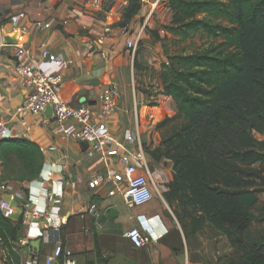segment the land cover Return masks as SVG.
<instances>
[{
  "label": "crops",
  "instance_id": "0c3cea01",
  "mask_svg": "<svg viewBox=\"0 0 264 264\" xmlns=\"http://www.w3.org/2000/svg\"><path fill=\"white\" fill-rule=\"evenodd\" d=\"M92 3L93 0H0V14L5 18L20 14L24 26L32 27L34 22L52 25L49 31L26 35L7 22L2 24L0 42L7 43L6 39H10L12 44L0 46V126L12 131L11 139H26L38 145L45 156L43 169L48 170L53 165L67 167L65 176H58V179L84 180L76 189L66 188L62 204L63 215L69 217L62 231L63 241L73 252L77 264H193L185 254L187 241L183 228L164 197L174 178L173 166L165 167L163 161L155 162L149 154L162 142L158 119L172 118L178 113L173 100L162 94L160 78L161 65L167 61L166 41L174 38L165 30L171 24L170 0H161L153 15H149L150 4H143L126 29L117 25L127 3L115 1L113 18H107V14L94 8ZM111 22L115 23L113 32L104 35L105 27ZM144 24L148 28L136 61L139 65L138 87L133 88L134 67L132 65L131 69L130 61L133 58L126 43L137 37ZM100 38L104 39L103 46L91 52L86 43ZM18 44L30 48L42 65L43 48L74 61L64 73L59 95L70 106L83 104L98 110L103 91L112 83L119 86L121 98L107 124L108 130L118 139H122L127 131L136 137L135 143L128 148L146 154L159 196L145 206L128 208L121 195L110 196L116 188L115 183L123 189L126 187L122 152L112 157L107 167L99 157H87L84 144L59 134L55 123L24 111V101L31 90L23 85L16 71L13 53ZM110 170L117 173L111 181L108 179ZM98 178H104V182L95 189L90 188L88 182ZM5 183L20 199L27 196L30 182L5 181L0 162V186ZM249 198L253 202L246 204V209L252 223L245 232V240L250 246L257 247L264 238V192ZM94 206L98 209L97 214L90 211ZM111 207L116 209L117 219L100 224V216ZM140 221L152 227L153 239L146 248L135 249L126 233L134 227H142ZM14 223H18V218ZM23 233L21 228V236ZM52 250L53 245L40 242L36 252L44 258ZM28 255V249L20 251L23 262ZM4 262L0 251V264Z\"/></svg>",
  "mask_w": 264,
  "mask_h": 264
},
{
  "label": "trees",
  "instance_id": "16d2710c",
  "mask_svg": "<svg viewBox=\"0 0 264 264\" xmlns=\"http://www.w3.org/2000/svg\"><path fill=\"white\" fill-rule=\"evenodd\" d=\"M121 1L127 6L117 27L126 29L143 4ZM170 9L165 30L177 44L196 36L207 42L192 54L170 55L165 49L162 94L173 100L182 120L149 152L156 162L173 164L165 200L170 207L177 202L198 228L209 223L228 237L236 253L227 264H264V238L257 247L245 240L252 223L249 196L264 192V140L258 138L264 136V0H170ZM0 162L5 181L29 183L42 173L45 156L34 142L3 139ZM20 237V224L0 213L5 264L10 258L23 263L14 252Z\"/></svg>",
  "mask_w": 264,
  "mask_h": 264
},
{
  "label": "built area",
  "instance_id": "2783aa9c",
  "mask_svg": "<svg viewBox=\"0 0 264 264\" xmlns=\"http://www.w3.org/2000/svg\"><path fill=\"white\" fill-rule=\"evenodd\" d=\"M160 2L161 0H144L142 4H150L151 13L149 15H153ZM92 4L94 8L104 11L107 18H113L116 15L115 0H93ZM4 22L11 24L14 28H20L26 35L32 32H46L52 28L49 22H34L32 27L24 26L23 15L20 14L9 18L0 14V31H2ZM114 25L113 22L107 24L104 35L111 34ZM147 28L144 24L137 37L126 43L133 59H135ZM103 44L104 39L100 38L98 41H88L86 46L93 52ZM0 46L8 47L9 45L3 40ZM14 48L13 58L17 74L23 85L31 90L24 101V111L32 116H42L47 122L55 123L59 134L84 144L87 157H99L107 167L110 159L122 152L121 164L124 169L126 187L123 189L115 183L116 188L110 196L121 195L128 208L145 206L159 196L146 154L143 151L132 152L128 148V145L135 143L136 137L127 131L122 139H118L108 130L107 124L112 119L121 98L119 86L112 83L103 91L98 110L83 104L70 106L64 103L59 95L64 73L73 66L74 61L43 48L41 51L42 65L26 45L18 44ZM101 54L105 58L108 57L105 51ZM49 107L53 109V116L50 120L44 116ZM11 137L12 131L0 126V139L6 140ZM65 172H67V167L63 165H53L48 170L43 169L39 177L30 182L26 192L27 196L23 199L10 191L8 183L0 186V213L13 223L18 218V223L24 230L20 239L14 243V252L18 255L22 249L29 250V255L22 264H77L73 252L65 246L63 241L62 231L69 217L63 215L62 204L66 188L76 189L84 183V180L65 177L58 179V176H65ZM116 175L115 171L110 170L108 179L111 181ZM103 182L104 178H98L88 183L90 188L95 189ZM90 211L93 214L98 213L95 206ZM126 237L135 249H144L153 239L152 227L142 223V227H134L128 231ZM33 241L51 244L53 250L43 258L32 248L31 242ZM8 263L15 264L14 259L10 258Z\"/></svg>",
  "mask_w": 264,
  "mask_h": 264
},
{
  "label": "rangeland",
  "instance_id": "374dc122",
  "mask_svg": "<svg viewBox=\"0 0 264 264\" xmlns=\"http://www.w3.org/2000/svg\"><path fill=\"white\" fill-rule=\"evenodd\" d=\"M206 42L207 41L202 40L200 36H196L187 42L177 44L174 41V38H172V40L166 41L165 49L168 50L170 55L183 54V53L192 54L205 49ZM130 61H131V69H132V65L134 67L133 74L131 75V79L133 78L132 87L136 88L138 87L136 81L138 80L137 72L139 65L137 62H135V59H132ZM175 117L176 119L174 122L168 124L166 127L162 129H159L161 130L162 141L166 134L171 133L173 129L178 128L182 124V120L179 117L178 119L177 116H174L172 118ZM165 119L166 118L158 119L157 127ZM258 138L264 140V136H258ZM161 144L162 142L160 143L159 147H157L156 149L160 148ZM161 161H163L162 163H165V167L169 166V164H172L170 161H166V160H161ZM167 191H169L168 187H167ZM246 198L247 196L245 197V199ZM170 208L173 214L175 215V218L181 225V227L187 228L186 233L188 236L186 239L187 242L185 247V254L188 260H190L193 264H227L230 261V259L236 253V250L232 247L226 235H224L218 229L212 227L209 223H205L202 227L198 228L197 224L194 223L191 218L189 217L188 219L184 218L183 208H181L177 202H175ZM193 229H196L195 233L193 232Z\"/></svg>",
  "mask_w": 264,
  "mask_h": 264
},
{
  "label": "water",
  "instance_id": "95a60500",
  "mask_svg": "<svg viewBox=\"0 0 264 264\" xmlns=\"http://www.w3.org/2000/svg\"><path fill=\"white\" fill-rule=\"evenodd\" d=\"M8 44H12V41L10 39H6ZM84 102V100L82 101V103ZM44 116L47 119H51L53 116V109L51 107L47 108V110L44 113ZM118 215L116 212V209L111 207L109 209H107L101 216H100V220L99 223L100 224H105V222H107L108 219H117ZM31 246L38 250L40 247V241H34L31 243Z\"/></svg>",
  "mask_w": 264,
  "mask_h": 264
}]
</instances>
